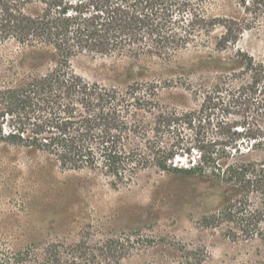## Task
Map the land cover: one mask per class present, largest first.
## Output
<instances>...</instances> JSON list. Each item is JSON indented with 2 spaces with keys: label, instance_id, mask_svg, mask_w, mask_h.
Listing matches in <instances>:
<instances>
[{
  "label": "trees",
  "instance_id": "1",
  "mask_svg": "<svg viewBox=\"0 0 264 264\" xmlns=\"http://www.w3.org/2000/svg\"><path fill=\"white\" fill-rule=\"evenodd\" d=\"M204 2L0 0V43L33 47L40 62L54 58L21 83L0 81V142L66 168L102 170L114 185L151 166L212 181L220 207L205 217L207 226L226 222L231 239L264 245V61L239 50L228 61L237 64L232 75L209 84L200 105L187 110L161 103L153 84L103 85L71 67L81 53L171 59L218 26V48L235 44L244 21H220L204 12ZM238 2L264 17V0ZM186 155L188 165L176 164Z\"/></svg>",
  "mask_w": 264,
  "mask_h": 264
},
{
  "label": "rangeland",
  "instance_id": "2",
  "mask_svg": "<svg viewBox=\"0 0 264 264\" xmlns=\"http://www.w3.org/2000/svg\"><path fill=\"white\" fill-rule=\"evenodd\" d=\"M202 9L220 21H244L238 41L218 48V26L171 59L81 53L71 67L103 85L153 84L165 106L196 108L209 84L237 69L229 62L239 50L264 61V17L245 13L238 0H205ZM33 51L0 43V81L21 83L53 64L52 55L40 62ZM189 157L175 162L188 165ZM218 192L212 181L155 166L114 185L102 170L66 168L50 155L0 142V264H264L260 241L231 239L226 222L207 226L205 217L220 207Z\"/></svg>",
  "mask_w": 264,
  "mask_h": 264
}]
</instances>
